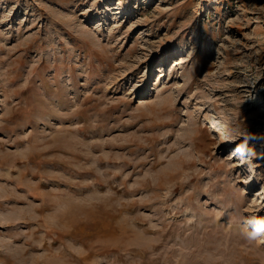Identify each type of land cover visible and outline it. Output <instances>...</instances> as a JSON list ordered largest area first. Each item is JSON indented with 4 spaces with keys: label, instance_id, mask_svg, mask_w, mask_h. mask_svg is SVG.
I'll list each match as a JSON object with an SVG mask.
<instances>
[{
    "label": "rangeland",
    "instance_id": "1",
    "mask_svg": "<svg viewBox=\"0 0 264 264\" xmlns=\"http://www.w3.org/2000/svg\"><path fill=\"white\" fill-rule=\"evenodd\" d=\"M0 264H264V0H0Z\"/></svg>",
    "mask_w": 264,
    "mask_h": 264
},
{
    "label": "bare ground",
    "instance_id": "2",
    "mask_svg": "<svg viewBox=\"0 0 264 264\" xmlns=\"http://www.w3.org/2000/svg\"><path fill=\"white\" fill-rule=\"evenodd\" d=\"M166 57H169V56H166ZM49 209H51V205L48 203H45L44 201L35 207L36 212L39 214L44 213L48 211Z\"/></svg>",
    "mask_w": 264,
    "mask_h": 264
}]
</instances>
